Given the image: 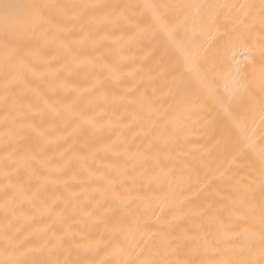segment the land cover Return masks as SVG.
<instances>
[{
	"label": "snow or ice",
	"instance_id": "snow-or-ice-1",
	"mask_svg": "<svg viewBox=\"0 0 264 264\" xmlns=\"http://www.w3.org/2000/svg\"><path fill=\"white\" fill-rule=\"evenodd\" d=\"M109 25L151 49L163 65L161 103L168 109L148 117L142 144L144 155L154 161L151 169L109 190L114 207L99 238L85 237L71 225L25 235L5 215L0 264H264V136L257 147L250 119L258 116L264 125V0H0L4 179L11 180V167L32 165L27 154L18 157L30 114L41 107L25 89L42 46L56 39L67 51L88 43L99 51L96 36ZM83 64L90 94L122 83L116 63L93 58ZM256 66L258 72L250 71ZM225 68L220 88L214 74ZM44 108L54 111L55 105L45 102ZM174 113L194 114L195 125L169 121ZM192 143L198 145L195 150L182 147ZM221 178L236 192L231 211L243 217L235 223L245 227L225 225L226 239L196 241L195 256L208 259L191 253L176 260L149 258L154 249L180 252L170 214L187 207L194 192L204 197L200 214L211 216L223 203L214 191ZM12 190L6 184L4 196Z\"/></svg>",
	"mask_w": 264,
	"mask_h": 264
},
{
	"label": "bare ground",
	"instance_id": "bare-ground-1",
	"mask_svg": "<svg viewBox=\"0 0 264 264\" xmlns=\"http://www.w3.org/2000/svg\"><path fill=\"white\" fill-rule=\"evenodd\" d=\"M238 2L259 3V0ZM96 41L102 45L99 51L90 43L76 45L74 50L67 51L56 39L42 46L25 89L31 102L41 107L30 114V127L25 131L18 157L22 159L27 154L32 165L30 168L11 167V180H5L4 153L0 151V224L8 215L15 228L25 235L53 226L62 230L71 225L85 237L99 238L114 207L109 190L120 188L134 178H142L151 169L154 161L144 155L142 144L149 126L148 117L155 112L158 118L168 109V105L161 103L163 65L151 49L131 42L118 27L107 26L96 36ZM93 58L98 63L118 64L122 83L90 94L83 61ZM252 70L258 72V66ZM214 75L219 79L217 86L224 88L227 68ZM122 94H128L123 101L118 98ZM45 102L54 104L55 110H45ZM250 119H254L252 134L259 147L264 125L258 116ZM168 120H182L194 126L197 117L192 113L184 116L174 113ZM4 122L3 94L0 92V138ZM33 128L38 131L33 132ZM190 139L196 141L198 136L191 132ZM2 143L0 139V148ZM182 147L191 151L198 145L192 143ZM195 179L193 176V182ZM6 184L13 188L7 197L3 194ZM217 185L216 198L223 203L215 206L211 216L200 214L204 197L197 198L194 192L188 194L192 202L187 207L182 211L177 208L170 214V228L180 252L169 254L163 249H154L149 258L176 260L188 258L191 253L194 258L208 259L206 255L195 256L196 241L203 237L217 241L226 239L225 225L245 227L243 223H235L243 217L231 211L232 196L236 192L223 178Z\"/></svg>",
	"mask_w": 264,
	"mask_h": 264
}]
</instances>
